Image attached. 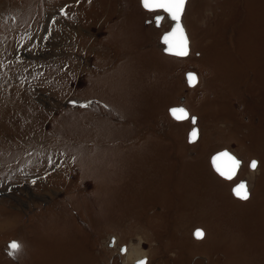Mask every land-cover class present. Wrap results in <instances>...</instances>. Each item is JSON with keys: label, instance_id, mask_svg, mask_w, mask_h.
<instances>
[{"label": "rangeland", "instance_id": "rangeland-1", "mask_svg": "<svg viewBox=\"0 0 264 264\" xmlns=\"http://www.w3.org/2000/svg\"><path fill=\"white\" fill-rule=\"evenodd\" d=\"M156 13L0 0V264H264V0H188L185 57L161 51ZM220 149L242 162L229 181Z\"/></svg>", "mask_w": 264, "mask_h": 264}, {"label": "snow or ice", "instance_id": "snow-or-ice-1", "mask_svg": "<svg viewBox=\"0 0 264 264\" xmlns=\"http://www.w3.org/2000/svg\"><path fill=\"white\" fill-rule=\"evenodd\" d=\"M188 0H141V4L143 8L147 11L156 12L158 10H162L167 16L175 21L174 26L171 31L167 32L163 37V43L167 45L165 51L171 55H175L178 57H184L189 54V40L185 29L181 23V17L184 14L185 6ZM164 16L157 15L155 17V22L157 27L160 26L161 21L164 20ZM188 83L190 86H194V82L196 81L195 73L187 74ZM170 114L176 120H183L188 118L187 110L184 108H171ZM193 122H195V117L192 118ZM196 131L194 130L191 133L190 142H194V138L196 137ZM213 166L215 171L223 178L233 179L237 174L238 169L241 166V161L227 151H223L218 153L212 159ZM258 161L252 160L250 162L249 167L252 170H256L258 167ZM234 194L240 198L247 200L249 198V192L247 189L246 182H241L233 189ZM204 233L201 230H197L195 233L196 238H203ZM21 244L17 241H12L8 245L10 251L8 252L9 256L15 258L16 254L21 250ZM139 264H145L144 261H140Z\"/></svg>", "mask_w": 264, "mask_h": 264}, {"label": "water", "instance_id": "water-1", "mask_svg": "<svg viewBox=\"0 0 264 264\" xmlns=\"http://www.w3.org/2000/svg\"><path fill=\"white\" fill-rule=\"evenodd\" d=\"M139 4H140L141 8L144 9L143 6H142V4H141V0H139ZM144 10H145V9H144ZM156 12H158V13H156V14H154V15L152 16V22H153V25H154V26L157 27L156 22H155V17H156L157 15L165 16V17L170 21L169 28H168L166 31H163V32L159 35V38H158L159 43L162 45L161 51H162L164 54H166V55L175 56V55H171V54H169V53H167V52L165 51L167 45H165V44L163 43V40H162V37H163L167 32L171 31L172 27H173L174 24H175V21H172V20L167 16V14L164 13L162 10H158V11H156ZM144 22H145V23H148L149 20H145ZM181 23H182V22H181ZM175 57H178V56H175ZM184 57H185V56H184ZM188 73H194V72H193V71H185V72H184V80H185V83H186V85H187L188 87H191V86L189 85V83H188V79H187V74H188ZM195 75H196V74H195ZM196 81H197V78H196ZM196 81L194 82V84L196 83ZM181 107L184 108V107L181 106V105H174V106H170V107H168V108H167V113H168V115H169L172 119H174L173 116L170 114V111H169V110H170L171 108H181ZM184 109H185V108H184ZM193 117H195V116H194V115H190V116H188V118H187L188 121H189V123H190V125H191L190 128H189V130H188V132H187V135H186V140H187L188 143H191V142H190L191 133H192L194 130H195L196 133L198 134L197 126L194 124L193 119H192ZM174 120H176V119H174ZM183 120H186V119H183ZM176 121H178V120H176ZM179 121H182V120H179ZM197 134H196V137H197ZM196 137L194 138V141H195ZM223 151H227V152L231 153L230 151H228V150H226V149H220V150H217V151L213 152V153L209 156V159H208V161H209V165H210L211 169H212V170H213L218 176H220V175L215 171V168H214L213 163H212V159H213V157H215L218 153L223 152ZM231 154H232V153H231ZM232 155H233V154H232ZM252 160H254V159H251V160L249 161V163H248V167H249L250 162H251ZM249 169H251V168L249 167ZM220 177H221V176H220ZM222 178H223V177H222ZM223 179H226V178H223ZM227 180H229V179H227ZM242 181H243V182H246L244 179H239L238 181H236V182L230 187V192H231V194H232L234 197H236V198H238V197L234 194L233 189L236 187V185H238V184L241 183ZM239 199H240V198H239ZM241 200H244V199H241ZM197 230H201V229H199V228H194L193 231H192V236H193V238H195V239H198V238H196V236H195V233H196ZM201 231H202V230H201ZM109 241H110V242L108 243V245L111 246L112 241H113V237H110V238H109ZM123 251H124V245H121L120 248H119V252H120V253H123ZM145 260H146V258H145L144 256H142V257H139V258L135 259V260L133 261L132 264H139L140 261H144V262H145Z\"/></svg>", "mask_w": 264, "mask_h": 264}, {"label": "bare ground", "instance_id": "bare-ground-1", "mask_svg": "<svg viewBox=\"0 0 264 264\" xmlns=\"http://www.w3.org/2000/svg\"><path fill=\"white\" fill-rule=\"evenodd\" d=\"M145 11H146V12H151V11H147V10H145ZM164 17H165V16H164ZM165 18H166V17H165ZM165 18H164V19H165ZM166 19H167V18H166ZM167 20H168V19H167ZM161 22H162V21H161ZM160 24H161V23H160ZM187 37H188V36H187ZM187 56H188V55H187ZM196 78H197V77H196ZM187 113H188V111H187ZM188 116H189V113H188ZM186 120H188V119H186ZM186 120H185V121H186ZM183 121H184V120H182V121H180V122H183ZM196 121H197V119H196V117H195V122H194L195 125H196ZM190 144H191V143H190ZM233 155H234V154H233ZM234 156H235V155H234ZM238 171H239V170H238ZM238 171H237V173H238ZM215 174H216V173H215ZM236 175H237V174H236ZM236 175H235V176H236ZM219 177H220V176H219ZM220 178H222V177H220ZM222 179H223V178H222ZM224 180L229 181V180H227V179H224ZM246 184H247V182H246ZM247 189H248V192H249L248 184H247ZM249 194H250V193H249ZM232 196H233V195H232ZM233 197H234V196H233ZM234 198H235V199H238V200H240V201H243V200H241V199H239V198H236V197H234ZM113 243H114V239H113ZM113 243H112V244H113ZM112 244H111V247L113 246ZM124 249H125V247H124ZM139 252H141V251H140V249H138V248H136V249L134 250V252L131 251V252L129 253V255H128L129 259L132 258V257H133L134 255H136V254H137V256H138V253H139ZM124 253H125V252H123V253H121V254H124ZM132 253H133V254H132ZM134 259H135V258H134ZM145 261H146V260H145Z\"/></svg>", "mask_w": 264, "mask_h": 264}]
</instances>
